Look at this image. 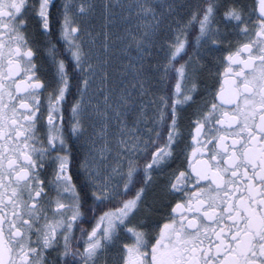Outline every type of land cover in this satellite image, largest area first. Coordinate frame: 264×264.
<instances>
[{
	"label": "snow or ice",
	"instance_id": "snow-or-ice-1",
	"mask_svg": "<svg viewBox=\"0 0 264 264\" xmlns=\"http://www.w3.org/2000/svg\"><path fill=\"white\" fill-rule=\"evenodd\" d=\"M120 7L0 0V264H264V0Z\"/></svg>",
	"mask_w": 264,
	"mask_h": 264
},
{
	"label": "rangeland",
	"instance_id": "rangeland-1",
	"mask_svg": "<svg viewBox=\"0 0 264 264\" xmlns=\"http://www.w3.org/2000/svg\"><path fill=\"white\" fill-rule=\"evenodd\" d=\"M94 2L97 5H102L104 3H111L113 5L112 12L114 13L116 22L114 23V25L111 29V32L113 34V40L116 41V38L123 34L124 28L128 27V25H125L123 23V17H125L127 15V13L121 9L120 5L131 4V3H133V0H94ZM159 2L160 3H167V2H169V0H159ZM174 2L179 5V4H184V3L188 2V0H174ZM100 11L101 10L98 8L97 13H96V17H95V24H96L97 28H99L101 23H103V20L101 19V16H100ZM117 44H118V41H117ZM113 52L115 53V57L117 59H119V56H120L119 48L118 47L114 48ZM131 55L135 56L136 53L133 52V53H131ZM129 127L130 128L132 127L131 123L129 124ZM141 128H143V126H141Z\"/></svg>",
	"mask_w": 264,
	"mask_h": 264
},
{
	"label": "flooded vegetation",
	"instance_id": "flooded-vegetation-1",
	"mask_svg": "<svg viewBox=\"0 0 264 264\" xmlns=\"http://www.w3.org/2000/svg\"><path fill=\"white\" fill-rule=\"evenodd\" d=\"M60 2V0H58V3ZM83 227H88V225L87 224H84V225H82ZM76 235H77V237H79V232L77 231V233H76Z\"/></svg>",
	"mask_w": 264,
	"mask_h": 264
},
{
	"label": "trees",
	"instance_id": "trees-1",
	"mask_svg": "<svg viewBox=\"0 0 264 264\" xmlns=\"http://www.w3.org/2000/svg\"><path fill=\"white\" fill-rule=\"evenodd\" d=\"M60 2H61V0H60ZM60 2H59V3H60ZM144 100H145V101H147V100H148V97H147V96H145V97H144Z\"/></svg>",
	"mask_w": 264,
	"mask_h": 264
}]
</instances>
